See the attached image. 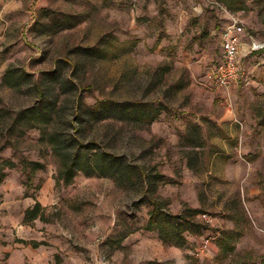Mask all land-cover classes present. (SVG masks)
Masks as SVG:
<instances>
[{"label":"rangeland","instance_id":"rangeland-1","mask_svg":"<svg viewBox=\"0 0 264 264\" xmlns=\"http://www.w3.org/2000/svg\"><path fill=\"white\" fill-rule=\"evenodd\" d=\"M237 1L243 9L217 0H0V161L14 164L0 183V264H264V48L247 51L264 45V0ZM230 18L243 28L240 72L217 89L206 76ZM49 72L75 90L43 81ZM40 78L55 120L8 134L11 117L36 103ZM78 99L163 108L150 126L104 121L80 137L140 167L149 184L56 179L48 135H73ZM24 159L43 168L25 174ZM149 199L203 230L185 233L181 247L163 244L144 229ZM36 202L40 216L28 221Z\"/></svg>","mask_w":264,"mask_h":264},{"label":"trees","instance_id":"trees-1","mask_svg":"<svg viewBox=\"0 0 264 264\" xmlns=\"http://www.w3.org/2000/svg\"><path fill=\"white\" fill-rule=\"evenodd\" d=\"M229 9H243V4L237 0H217ZM93 56L94 49L86 50ZM102 57H106V52H102ZM28 74L18 76L19 81H25ZM7 79L12 78V74L7 71ZM48 80L60 85L61 89L67 92L75 90V85L68 81H62L56 72H49L43 77V81ZM41 78L33 83L37 92L36 103L28 108L16 112L7 128V133L12 134L18 129L21 132L30 129H40L41 126H48L55 120L57 102L47 97L41 88ZM73 110V119L70 127L73 135L64 136L61 132H52L48 135L49 143L54 154L60 161V167L56 176L58 181L69 185L78 173L85 177L109 178L118 186L126 184L135 186L144 183L149 184V180L144 176L140 167L129 164L123 157L107 153L97 148L93 142L80 140L81 134L92 125L104 121H115L119 123L131 124L137 127L150 126L156 122L163 108L150 102L140 100L116 102L110 100H99L92 105H86L82 100H76ZM80 135V136H79ZM22 170L25 174H30L43 166L37 162L28 160L21 161ZM11 161H0V183L5 179V169L13 167ZM29 179V178H28ZM149 206L148 220L145 226L146 231H155L159 240L163 244L181 247L186 243L185 233L200 234L203 227L200 224L190 223L185 216L171 215L166 211V203L156 199L147 200ZM41 206L35 203L33 207L25 212V219L28 221L39 217ZM25 243L26 242H23ZM33 248L42 245L37 242H29ZM232 252L233 248L226 250Z\"/></svg>","mask_w":264,"mask_h":264},{"label":"built area","instance_id":"built-area-1","mask_svg":"<svg viewBox=\"0 0 264 264\" xmlns=\"http://www.w3.org/2000/svg\"><path fill=\"white\" fill-rule=\"evenodd\" d=\"M242 34L243 28L233 18H230V22L220 34L221 59L213 63L206 76L210 87L227 89L237 80L240 72ZM263 48V44L252 42L247 51L248 53L255 52ZM201 217L206 219V215H202ZM207 244L208 242H205L203 248H207Z\"/></svg>","mask_w":264,"mask_h":264}]
</instances>
